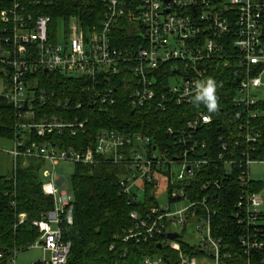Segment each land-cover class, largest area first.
<instances>
[{
    "label": "built area",
    "instance_id": "2783aa9c",
    "mask_svg": "<svg viewBox=\"0 0 264 264\" xmlns=\"http://www.w3.org/2000/svg\"><path fill=\"white\" fill-rule=\"evenodd\" d=\"M30 4L40 2L0 0V73L9 86L1 97L17 111L14 147L9 154L15 163L21 158L41 159L52 169L43 171L45 178L50 179L43 190L53 198L54 208L34 223L40 236L28 247L44 252L45 257L38 264H67L72 250V243L65 241L62 228L72 197L68 191L60 190L66 181L55 172L60 162L125 166L129 172L122 180L123 191L133 199L136 195L137 200L138 187L166 176V168L171 175L174 165H182L183 173L176 183L171 182L170 200L189 201V207L178 213L160 206L144 214L133 211L130 218L134 226L116 236V240L141 244L164 239L159 242L163 246L161 249L168 245L173 251V255H146L140 264H230L233 254L224 239L214 235L207 198L192 201L188 196L185 182L194 179L197 170L210 163L209 160L191 159L190 155L197 152L196 145L187 147L179 155L171 154L169 150L152 145L150 138L143 134L130 135L108 129L97 134L96 145L89 151L61 149L50 143L32 141L33 136L44 138L65 130L76 138L87 132L90 122L79 116L85 108L84 101L75 103L73 96L60 98L55 91L41 88L42 78L38 76L60 72L74 80H86V90L92 100L108 106L119 100L120 91L113 82L119 76L121 90L126 94L124 100L132 107L164 112L172 103L178 106L193 104L198 83L206 85L211 79L216 87L214 73L224 67L233 71L238 84L234 105L244 111L248 119L256 120L261 115L257 110L260 101L256 91L263 86L264 76V0H141L140 6L133 10L128 0H103L105 11L100 27L84 29L78 18L73 17L70 20H74V25L66 31L65 44L59 42L58 30L55 37H51L52 18L36 15L30 10ZM126 17L134 25L137 44L119 48L114 32ZM171 37L176 41L175 48L170 47ZM46 106L62 109L63 116L40 109ZM212 122L211 115L196 113L186 122L185 130L177 131L178 139L187 143L200 126ZM168 133L174 135L175 131L169 128ZM259 138L258 134H248L246 142L257 144ZM227 149L223 147L224 152ZM255 150L253 148L252 152ZM250 154L243 152L248 167L241 175L243 185L252 180L249 178L250 165L264 163V157L252 159ZM223 159L224 154H221L220 160ZM214 184L220 188L219 183ZM262 185L261 192L242 197L237 205L235 218L241 227L240 244L246 254L263 247L258 228L263 214L260 208L264 182ZM20 219L23 223L26 214H21ZM67 222L72 225L73 218L68 217ZM190 224H196L200 234L196 245L184 238L175 242L167 239L172 233L184 237V233L169 229L186 228ZM180 241L193 247L198 255L186 254ZM115 248L114 244L111 250ZM20 251H14L10 264H16Z\"/></svg>",
    "mask_w": 264,
    "mask_h": 264
},
{
    "label": "trees",
    "instance_id": "16d2710c",
    "mask_svg": "<svg viewBox=\"0 0 264 264\" xmlns=\"http://www.w3.org/2000/svg\"><path fill=\"white\" fill-rule=\"evenodd\" d=\"M30 1L40 2L30 4L33 13L52 18L51 37H55L61 18L70 20L76 17L84 29H93L100 27L105 11L103 0ZM128 1L132 10L141 3V0ZM114 36L119 48L137 44L134 25L127 17L116 27ZM38 77L42 78L41 88L55 91L60 98L73 96L75 103L84 101L85 108L79 116L90 122L87 132L76 138L65 130L44 138L33 136L32 141L50 143L61 149L89 151L96 145L97 134L108 129L130 135L143 134L150 138L152 145L160 150H169L171 154L179 155L187 147L196 145L197 152L190 155L191 159L209 160L210 163L197 170L194 179L185 182L189 188V198L192 201L207 198L212 210L214 235L223 238L233 254L230 264H264V213L258 225L263 247L252 250L250 254H246L240 244L242 232L235 218L241 198L263 190L262 182L250 180L243 185L241 175L248 170L243 152H251L252 159L262 160L264 157V102L260 101L257 106L261 112L258 119H248L244 111L233 103L238 84L232 70L221 67L214 73L218 108L213 112H209L203 102L197 101L180 106L172 103L164 112L148 108L135 109L124 100L126 94L121 90L119 76L113 81L120 91L119 100L112 106L94 102L86 90V80H74L60 72L41 73ZM40 109L51 115L63 116L62 109L52 106ZM200 112L211 115L213 122L200 126L191 141L180 142L177 131L185 130L186 122ZM16 115L13 105L0 96V137L14 140ZM169 128L175 131L174 135L168 133ZM248 134L260 135L258 143L248 144ZM223 147H227V151L224 152ZM253 148L256 149L254 153ZM221 154H224L223 161L220 160ZM233 161L237 163H231ZM17 163L10 175H0V264H10L15 250H26L38 240L40 234L34 223L42 220L54 208L53 198L45 195L43 190V171L49 163L41 159L24 158ZM128 172V168L121 165L76 164L74 197L66 210L62 226L65 241L72 243L67 264H140L143 257L149 254L173 255L168 245L159 248V242H164V239L141 244H125L116 240V236L134 226L130 218L133 211L144 214L159 207L155 198V181L143 185L146 193L143 202L137 200L136 195L133 199L124 193L122 180ZM216 182L220 188L215 187ZM21 214H26L23 223ZM68 217L73 218L72 225L68 224ZM180 242L186 254L198 255L194 253L193 247ZM114 244L116 248L112 251Z\"/></svg>",
    "mask_w": 264,
    "mask_h": 264
},
{
    "label": "rangeland",
    "instance_id": "374dc122",
    "mask_svg": "<svg viewBox=\"0 0 264 264\" xmlns=\"http://www.w3.org/2000/svg\"><path fill=\"white\" fill-rule=\"evenodd\" d=\"M74 20L60 19L58 22V40L60 43L65 44L66 42V31L70 29L72 24L74 25ZM177 46L176 41L173 37L170 38V47L175 48ZM263 86L259 88L256 92L257 100L264 102V76L262 77ZM8 84L6 78L0 73V96L3 93L8 91ZM14 147V140L8 138L0 137V175H10L13 172V169L16 168L18 163H15L13 157L8 153ZM25 164V163H24ZM51 166L47 164L44 168V171H50ZM55 172L59 177H65V183L60 187V190L68 191L70 196L74 197V185L73 179L76 173V164L72 162H60L56 166ZM183 173V166L180 164L174 165L171 175L169 174V169H165L166 176H160L155 180V198L158 205L161 208H168L172 213H178L179 211L189 207L190 202L182 200L179 202H171L170 191L172 184L176 183L177 177ZM249 178L256 182H264V163H253L249 167ZM43 182L48 183L50 179L45 178L43 173ZM172 182V184H171ZM171 184V187L169 186ZM140 193L138 199L143 202L146 199V193L142 186L138 187ZM263 205L260 210L264 213V191L262 192ZM196 224L187 225L186 228L181 226H174L169 230L174 232L184 233V240L188 243H191L193 246L199 242V232L197 231ZM56 228L55 225L52 226ZM49 258V255H47ZM45 257L44 252L41 249L28 248L26 250H21L17 254L16 264H38L39 261H42ZM209 264H211L209 262Z\"/></svg>",
    "mask_w": 264,
    "mask_h": 264
},
{
    "label": "clouds",
    "instance_id": "9594fccd",
    "mask_svg": "<svg viewBox=\"0 0 264 264\" xmlns=\"http://www.w3.org/2000/svg\"><path fill=\"white\" fill-rule=\"evenodd\" d=\"M198 93L196 96L197 102H203L209 112L216 111L218 108V98L216 96L215 82L211 79L207 81V84H197Z\"/></svg>",
    "mask_w": 264,
    "mask_h": 264
},
{
    "label": "water",
    "instance_id": "95a60500",
    "mask_svg": "<svg viewBox=\"0 0 264 264\" xmlns=\"http://www.w3.org/2000/svg\"><path fill=\"white\" fill-rule=\"evenodd\" d=\"M184 237L180 234H177V233H172V234H168L167 235V239L172 241V242H175V241H178V240H182ZM175 243L172 244V247H175ZM163 246L160 245L159 248L161 249Z\"/></svg>",
    "mask_w": 264,
    "mask_h": 264
},
{
    "label": "crops",
    "instance_id": "0c3cea01",
    "mask_svg": "<svg viewBox=\"0 0 264 264\" xmlns=\"http://www.w3.org/2000/svg\"><path fill=\"white\" fill-rule=\"evenodd\" d=\"M9 153V152H8Z\"/></svg>",
    "mask_w": 264,
    "mask_h": 264
}]
</instances>
